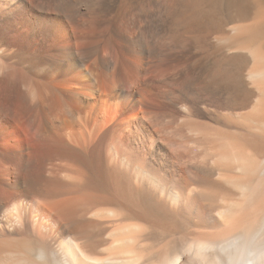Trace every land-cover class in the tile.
<instances>
[{"label": "bare ground", "instance_id": "6f19581e", "mask_svg": "<svg viewBox=\"0 0 264 264\" xmlns=\"http://www.w3.org/2000/svg\"><path fill=\"white\" fill-rule=\"evenodd\" d=\"M263 37L264 0H0V264H264Z\"/></svg>", "mask_w": 264, "mask_h": 264}, {"label": "rangeland", "instance_id": "374dc122", "mask_svg": "<svg viewBox=\"0 0 264 264\" xmlns=\"http://www.w3.org/2000/svg\"><path fill=\"white\" fill-rule=\"evenodd\" d=\"M219 18L221 19V18H223V16H219ZM226 21H227L226 19H222L223 29H225V28L227 29L230 26V24H227L228 21L227 22ZM258 44H259L258 41H253L252 48L257 47ZM263 44H264V37H263ZM254 45H256V46H254ZM227 53H228V49L223 48L220 44H216L211 51H209L206 54H203L200 57L199 62H201L203 65L204 64L207 65L209 63H213V61H215L217 59L221 60V59L226 58ZM249 55H250V57H249ZM248 57H249V59H248ZM252 64H253V56L250 52H248L247 58L244 59L243 65L238 70H241V68H242V70L248 69L250 67V65H252Z\"/></svg>", "mask_w": 264, "mask_h": 264}]
</instances>
